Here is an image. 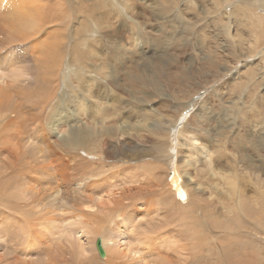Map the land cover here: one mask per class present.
<instances>
[{"label": "rangeland", "instance_id": "374dc122", "mask_svg": "<svg viewBox=\"0 0 264 264\" xmlns=\"http://www.w3.org/2000/svg\"><path fill=\"white\" fill-rule=\"evenodd\" d=\"M34 1L2 0L0 6L5 7L0 8L1 27L10 15L9 4L38 3L33 12L42 19L37 28L44 35L11 44L0 31V82L10 85L19 70L26 74L18 85L20 92L26 91L24 102L0 98V264H78L81 258L69 236L81 241L84 255L95 264H105L114 253L126 255L123 261L138 253L145 264H264V0ZM51 43L58 57L62 51V67L51 82L57 94L51 109L65 116L52 118L46 127L49 101L32 86L37 81L44 90L50 86L45 79L49 61L33 63V55L35 46L46 50ZM50 66L57 69V63L50 61ZM80 103L89 108L86 115ZM103 112L108 115L93 118ZM50 126V134L60 137L91 130L100 158L114 149L115 168L97 163L113 184L86 192L84 202L75 197L76 180L69 170L73 163L63 158L69 151L50 144ZM130 159H135L129 167H135L130 170L137 177L129 182V171L119 162ZM173 168L191 197L183 204L184 227L167 214L170 203L179 207L181 201L178 196L174 201L168 182ZM3 190L5 200L19 197V208L24 206L20 198H26V212L36 214L37 225L29 224L28 230V222L10 211L12 205L3 206ZM123 206V215L109 220L112 226L78 236L82 219H71L77 212L71 207L103 220L108 209ZM51 217L56 230L52 225L47 232ZM198 220L199 235L190 236L188 224L196 230ZM72 224L64 235L65 225ZM171 229L175 233L169 238L155 240ZM101 238L113 247L104 248L105 259L97 250Z\"/></svg>", "mask_w": 264, "mask_h": 264}, {"label": "bare ground", "instance_id": "6f19581e", "mask_svg": "<svg viewBox=\"0 0 264 264\" xmlns=\"http://www.w3.org/2000/svg\"><path fill=\"white\" fill-rule=\"evenodd\" d=\"M36 1V0H35ZM34 1V2H35ZM104 1V0H103ZM108 2V1H107ZM32 3V2H31ZM38 5V3H34V5H29V4H25V5H23V3L20 5V4H16V3H12V4H9V6H7V8H10V9H8V10H10V11H8V10H6V12L8 13V14H10V15H8V17L6 18V20L4 21V22H2L1 24V27H0V31H1V33H2V35H4V39L6 40V41H12V43L11 44H13V43H15V42H24V41H26V40H31L32 38H37V35L41 32V31H39V29L37 28L39 25H40V20L42 21V19H38L37 18V14H36V12H33V9H34V11H35V9H37L38 8V6H36V5ZM2 5V0H0V6ZM20 6V8H18L17 9V6ZM0 8H5V7H0ZM3 10V9H2ZM91 10H93L92 8H91ZM3 19H5V17L3 18ZM263 26V25H262ZM41 28V27H40ZM44 30V29H43ZM84 35H83V40L82 41H84L87 37H86V31L84 30ZM43 34H42V32L40 33V36H42ZM81 35H82V33H81ZM39 36V35H38ZM44 36V35H43ZM43 36H42V38H43ZM1 38V37H0ZM38 38H40V37H38ZM50 38H52V37H50ZM77 38V37H76ZM46 39V38H45ZM38 40H40V39H37V41ZM42 41H43V39H42ZM42 41H40V43L42 42ZM53 41V40H52ZM44 43H45V41H44ZM37 44H39V42L37 43ZM41 45V44H40ZM44 45V44H43ZM45 45H46V43H45ZM44 45V46H45ZM58 45V44H57ZM56 46V45H55ZM7 47H10V46H5L4 48H7ZM60 47V46H59ZM45 48H47L46 46H45ZM3 50H5V49H3ZM2 50V51H3ZM8 50H12V48H9ZM1 51V50H0ZM61 53H60V55H59V57H58V54H57V49L52 45V43L50 44V46H48V49H42V47H38V45L37 46H35V54L33 55V57H35V60H34V62L33 63H44V62H48L49 61V64H48V67H47V69L49 70V72H50V74L48 73V72H43V74H49V76L47 77V78H45L46 80H47V82H48V85H49V83H50V86H48L47 87V90H44L43 88H42V86H41V84H40V82H36L35 84H33V86H32V89L34 90V91H37V92H40L44 97H46L47 99H48V101H49V106H50V109H49V111L47 112V114H46V127H48V125H50V123H49V120H51L52 118H56V117H60V118H63L65 115L63 114V113H61V112H59V113H53L52 112V109H51V107H56V106H54L53 105V103H54V101H55V99L57 98V94H56V92H55V90H54V88H52V85H51V82H52V80L54 79L53 77L56 75V72H57V70H60V68L62 67V51L61 50H59ZM43 52H44V54H43ZM37 53L39 54V56L37 55ZM75 53V52H74ZM43 56H42V55ZM75 55H76V62H78V63H81L82 61H81V59L79 58V56H78V54L77 53H75ZM57 57H58V62H57ZM26 58H28V57H25V59ZM22 60V59H21ZM32 60V59H31ZM13 61V60H12ZM11 61V62H12ZM29 61H30V58H29ZM29 61H27V62H29ZM50 61H52V62H54V63H57V69H54V68H52L51 66H50ZM14 62V61H13ZM26 62V61H25ZM72 62L73 63H75V56L74 57H72ZM22 63V62H21ZM15 64V63H14ZM14 64H12V66L14 65ZM8 66V65H7ZM7 66H6V68H7ZM12 66H11V64L9 65V67L8 68H12ZM15 66H16V64H15ZM14 66V67H15ZM105 68H107L108 69V67H105ZM104 68V69H105ZM19 68H17V70H18ZM46 69V68H45ZM15 70V69H14ZM73 70V75L74 76H77L78 75V70H74V69H72ZM11 71V70H10ZM13 71V70H12ZM22 70H19V71H16L17 73L15 74V77H14V79H12L11 81H12V83H11V81L9 82V83H11L10 85L8 84V83H4V82H0V83H2V87H0V98H10V99H18V100H21L22 102H24V99L26 98V91H19V88H18V85H19V83H20V81L22 80V78L24 77V76H26V74L24 73L25 71L23 70L22 72H21ZM82 71H84V70H82ZM95 71V70H94ZM100 70H98L97 72H99ZM114 71V70H113ZM104 71H102L101 73H103ZM15 73V72H14ZM80 74H81V72H80ZM79 78V77H78ZM21 79V80H20ZM81 80V79H80ZM41 82H42V80H41ZM66 83H68V81H66ZM83 83V82H82ZM26 85L28 84V82L27 83H25ZM83 85V84H82ZM74 87V86H73ZM67 89H69V87L67 86ZM62 92V91H61ZM65 93V92H64ZM66 94V93H65ZM58 97H63V94H61V93H59V95H58ZM80 105H81V111L84 113V115H86L88 112H89V108L86 110L84 107H82V106H84V105H86L85 104V102H84V105L82 104V103H80ZM19 115H21V109H20V111H19V113H18ZM99 115L100 116H102V117H104V116H107L108 114H106V113H102V114H98V113H93V118H95V119H99L100 117H99ZM40 120L43 122V120L40 118ZM43 123H45V122H43ZM60 123H62V122H57V124H60ZM61 125V124H60ZM8 128H9V126H8ZM7 128V130L8 131H10L9 129ZM6 130V131H7ZM36 130H37V132H38V134H41L40 133V131L36 128ZM49 134H50V131H53V128L50 126L49 127ZM7 133V132H6ZM25 133V132H24ZM181 133V132H180ZM48 133L46 132V134H45V136L47 135ZM91 134H93L92 133V131L90 130V131H86L85 133H83V132H79V131H71L70 132V134L67 136V137H60V136H57V135H53V133H51L49 136H47V137H49V140H51L50 141V144L51 143H53L52 145H54L53 147H55L56 148V150H58V149H66V150H68L69 151V153L67 154H64V156H63V158L64 157H68V159L73 163V165H70L69 166V170L71 171L70 173L72 174V176H73V181L74 180H76V184L75 185H72V190H73V193L75 194V197H78V199L81 201V202H84L85 200H87V199H84V197H85V193L87 192V193H98V190L99 189H102V188H109L111 185L110 184H113V183H110V179L108 180V178H109V175L108 174H106V173H104V172H99L98 170H97V168H98V165H97V163L99 162V165L100 166H102L103 168H115V164L116 163H114V162H111V160L112 159H114L115 161H117V159H116V156H115V150L114 149H111V147H110V150H112V151H114V152H112V151H109V150H105V151H103V156H102V158H100L99 157V154H100V152L102 151H97V148L98 147H96L95 145H93V143L92 142H95L96 140L95 139H90L89 137L91 136ZM36 135V134H35ZM94 135V134H93ZM36 136H38V135H36ZM96 139H98V137H96V136H94ZM37 138V137H36ZM39 138V137H38ZM45 140V139H44ZM88 140V141H87ZM42 141V140H41ZM47 140H45V143H47L46 142ZM89 141H91V143L89 142ZM38 142H39V140H38ZM88 142V143H87ZM98 142V141H97ZM41 143V142H40ZM40 143H38L39 144V146H41L40 145ZM100 143V142H99ZM37 144V145H38ZM43 144H44V142H43ZM49 144V143H48ZM98 145V144H97ZM99 145H102L101 143L99 144ZM43 146V145H42ZM49 146V145H48ZM193 146V145H192ZM47 147V146H46ZM50 147V146H49ZM50 148H52V147H50ZM193 148L194 149H197V148H195L194 146H193ZM42 150V149H41ZM46 150H48V149H46ZM56 150H54L55 152L54 153H56ZM66 150H65V152H66ZM52 151H53V149H52ZM64 151V150H63ZM124 151V150H123ZM201 151V150H200ZM42 152H43V150H42ZM46 152V151H45ZM48 152V151H47ZM59 152V151H58ZM203 152V153H202ZM202 154L203 155H207V151H205L204 149H202ZM50 153V152H49ZM74 153H76V154H74ZM48 155H50V154H48ZM94 155H98L97 157H94V159H97V160H94L93 159V156ZM120 155V154H119ZM125 156V155H124ZM134 156V155H133ZM120 157V156H119ZM132 158H135V157H132ZM131 161L130 162H127V161H124V162H119L120 164H121V166L120 167H123L124 169H126V170H128L129 171V173H128V175H127V179H129L128 181L130 182V178H132V180H134V181H136V173H135V171H132V170H130V168L132 169H135V167H133L132 165L129 167V165H130V163H132L135 159H130ZM122 161V160H121ZM137 162V161H136ZM139 162V161H138ZM138 162H137V165H139V166H141V168L143 169V171L144 172H150V174H152V172H151V170H150V168H149V166H147V167H145L143 164H138ZM66 163V162H65ZM207 164H209L210 165V162L208 161L207 162ZM186 165V164H185ZM116 166H118V165H116ZM186 166H188V165H186ZM119 167V166H118ZM173 170L174 171H172V173L170 174L171 176L170 177H168V182H169V184H171V186H172V188H173V192H172V197H173V199H174V201L175 200H177V198L179 197V199L181 200V201H176L178 204H179V207H177V206H173L171 203L169 204L170 206V209L168 208V210H167V214H168V216H170L171 218H172V220H171V222L173 223V222H175L176 220H179L181 223H182V225L181 226H185L186 224L184 223V219H185V216H186V211H185V205H183V204H187L188 203V201H189V203H190V199H191V197H190V195L188 196V191L187 190H185V188H184V185H183V179H182V177H181V175L179 174V172H178V170L177 169H175V168H173ZM114 171V170H113ZM117 172V171H116ZM132 172V173H131ZM75 174L77 175L78 174V177L76 178L75 177ZM137 175H138V173H137ZM79 176H82V178L80 179L79 178ZM151 176V175H150ZM64 177H65V175H64ZM91 177V178H90ZM107 178V179H106ZM127 179L125 180V181H127ZM224 180L225 179H227L226 181H228V183H230V177H225V178H223ZM127 181V182H128ZM227 183V182H226ZM74 184V183H73ZM232 188H233V184L232 183H230L229 184ZM73 186H74V188H73ZM45 189L44 190H47V188H48V185H45V187H44ZM134 188V187H133ZM139 190L141 189V187L140 188H138ZM172 190V189H171ZM187 191V192H186ZM231 191H235V189H233V190H231ZM101 192V191H100ZM4 193H7L6 191H2V195H3V199H4V201H5V203H4V201L2 202L3 203V206L5 207V208H8L9 206H11L12 205V208L13 209H10V211H12V214L15 216V218H17L18 219V216H20L21 218H24L25 220V222H28V226H29V228H28V230L31 228L30 227V225L31 226H35V224L37 225V221L36 220H38V219H36V214L35 215H33V213H29V212H26V210H27V207H29L28 206V204H26V203H24L25 201H26V198H20V200L23 202L22 204L24 205V206H22V208H19V206H18V201H19V197L17 198V200L15 201V202H12V199L14 198L15 199V197H13V198H11V200L10 199H6L5 200V197H4ZM60 194V191H59V189L58 190H56L55 191V193H54V195L56 196V195H59ZM178 196V197H177ZM237 196H238V198L239 199H243L242 198V195H241V192L239 193V194H237ZM24 197V196H23ZM163 201H166V199H164ZM168 201H169V198H168ZM35 202H40L39 200H36ZM88 202L89 203H92V197L91 196H88ZM194 202V201H193ZM14 204V205H13ZM192 204V203H191ZM196 204L197 205H199V206H201L200 204H201V199L199 200L198 199V201H196ZM124 207L125 206H123V208H119V207H117L116 209H114V208H112V209H108V213H109V215L107 216L108 218H106V219H101V218H99V217H94V216H92L91 214H87V213H85V211H84V209H74L73 207H71L70 208V210L72 209V210H74V211H77L76 213H74V215L75 216H73V218H71V219H76V218H80V219H82V221H81V225H80V227H79V232L77 231V233H78V236H80V234H82V235H84V234H97V233H100V232H103L106 228H108L109 226H112V224L111 223H108V222H111V221H109V220H118L119 218H120V216H122L123 214V212L124 211H122V212H120L121 210H124ZM196 207V206H195ZM167 208V207H166ZM192 208V207H191ZM172 209H177L175 212L172 210ZM53 212H55V211H53ZM118 212H120L119 214H118ZM113 213H117V215L115 216V217H110V216H112V214ZM27 216H33V218H32V220L33 221H28L27 220ZM86 219H88V221H86ZM19 220H21L20 218H19ZM13 222V221H12ZM20 222V221H19ZM21 222H23L22 220H21ZM56 222V219H55V217H51L50 219H49V221H48V223H50V228H49V226L47 225V227H46V230H47V232L48 231H52V225L54 224ZM115 223H116V221H114ZM35 223V224H34ZM114 223V224H115ZM168 223H170L169 221H168ZM30 224V225H29ZM55 224H57V223H55ZM14 225H15V223H14ZM22 226V225H21ZM24 226V225H23ZM74 225L72 224V225H70V226H66L65 225V230H64V235H66L67 234V232H69V230H71V227H73ZM57 227V226H56ZM188 227L190 228V230L192 231V233H190V236L192 235V234H197V235H199V232H200V230H201V228H202V223L198 220V225H196L195 227L196 228H198V229H196V230H194L193 229V227H192V222H189V224H188ZM25 228H26V226H25ZM53 228H55V225H53ZM142 228V227H141ZM32 229V228H31ZM58 229V228H57ZM86 229V230H85ZM55 230H56V228H55ZM54 230V231H55ZM142 230V229H141ZM39 231V230H38ZM52 232L51 234H53V233H55V232ZM175 230L174 229H171V230H166V231H164V234H166V235H162V236H158V237H156L155 238V240H157V239H163V237L164 238H169V236L168 235H172V234H174L175 232H174ZM28 232H31V231H28ZM26 233V232H25ZM40 233H41V231H40ZM177 233V232H176ZM29 234V233H28ZM42 234V233H41ZM40 234V235H41ZM27 235V234H26ZM31 235V234H30ZM151 235V234H150ZM42 237V236H41ZM35 238V237H34ZM36 238H37V236H36ZM148 238V237H147ZM40 239V238H39ZM149 239H150V241L151 240H154V238H150L149 237ZM101 240H102V245H103V249L104 248H106V250H112L113 249V247H112V244L110 243V241L109 240H107L106 238L104 239V241H103V239L101 238ZM165 240V239H164ZM195 240V237H193V239H192V241H194ZM36 242H39V240H35ZM148 241V240H147ZM157 241H160V240H157ZM69 242L71 243V246L73 247V249H75V250H77L78 252H79V254L78 255H76L74 252V254H75V256H79L80 258H81V261L78 263V264H95V262L91 259V258H89V257H86L84 254V252H85V250H83V247L81 246V241H79V240H76L75 239V237H73V236H69ZM149 242V241H148ZM151 243V242H150ZM159 243V242H158ZM165 243V242H164ZM146 244V243H145ZM163 244V243H162ZM166 244V243H165ZM164 245V244H163ZM162 245V246H163ZM167 245V244H166ZM158 246V245H157ZM201 246H203V241H202V239L200 240V242H199V244H198V248H201ZM33 247V246H32ZM149 247H151V246H149ZM168 247V246H167ZM26 249V248H25ZM24 249V250H25ZM148 249V248H147ZM158 249V248H157ZM169 249V248H168ZM170 249H171V247H170ZM27 250V249H26ZM29 250V249H28ZM33 250V249H32ZM35 250V249H34ZM150 250H152L151 248H150ZM155 250V249H154ZM181 251H184V249L183 248H181ZM195 251H196V249H195ZM158 252V251H157ZM151 253V252H150ZM195 254V253H194ZM199 254V252L197 253V255ZM138 255V253H135V258L133 259H131L130 261L129 260H127V261H123V260H121V259H123V256L124 257H126V255H123L122 253H114V256L113 257H111L110 259H108L107 260V262L105 263V264H145L144 262H143V260H144V257H142V256H137ZM144 255V254H143ZM202 255H203V253H202ZM72 257H74L73 255H72ZM213 257V256H212ZM78 258V257H77ZM105 258H106V254H105ZM105 258H103V259H105ZM194 259H196V258H194ZM199 259V258H198ZM213 259V258H212ZM215 260V259H214ZM236 260H240V259H236ZM14 261V260H13ZM12 261V262H13ZM17 261H19V260H17ZM22 263H23V261H21ZM135 262V263H134ZM141 262H143V263H141ZM13 263H16V261L15 262H13ZM18 263H20V262H18ZM17 263V264H18ZM25 263V262H24ZM23 263V264H24ZM29 263V262H28ZM163 263V262H162ZM192 264H194L195 263V261L194 262H191ZM190 263V264H191ZM103 264V263H102ZM159 264H161V263H159ZM163 264H166V263H163ZM197 264H203V260H202V262L200 261V262H197Z\"/></svg>", "mask_w": 264, "mask_h": 264}, {"label": "water", "instance_id": "95a60500", "mask_svg": "<svg viewBox=\"0 0 264 264\" xmlns=\"http://www.w3.org/2000/svg\"><path fill=\"white\" fill-rule=\"evenodd\" d=\"M97 250L102 258L105 257V250L103 249L102 240L98 239L97 241Z\"/></svg>", "mask_w": 264, "mask_h": 264}]
</instances>
